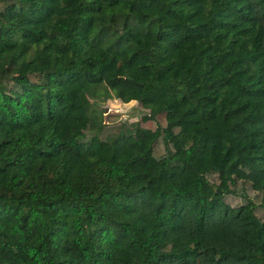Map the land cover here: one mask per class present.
I'll use <instances>...</instances> for the list:
<instances>
[{"label":"trees","instance_id":"16d2710c","mask_svg":"<svg viewBox=\"0 0 264 264\" xmlns=\"http://www.w3.org/2000/svg\"><path fill=\"white\" fill-rule=\"evenodd\" d=\"M0 264H264V0H0Z\"/></svg>","mask_w":264,"mask_h":264},{"label":"rangeland","instance_id":"374dc122","mask_svg":"<svg viewBox=\"0 0 264 264\" xmlns=\"http://www.w3.org/2000/svg\"><path fill=\"white\" fill-rule=\"evenodd\" d=\"M104 109L105 113L108 112L118 115L119 120H133L144 112L135 100L122 102L119 99L113 100V98L109 99Z\"/></svg>","mask_w":264,"mask_h":264}]
</instances>
